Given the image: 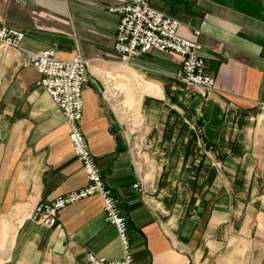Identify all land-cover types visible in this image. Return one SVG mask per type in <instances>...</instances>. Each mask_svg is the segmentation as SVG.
<instances>
[{"label":"crops","instance_id":"crops-1","mask_svg":"<svg viewBox=\"0 0 264 264\" xmlns=\"http://www.w3.org/2000/svg\"><path fill=\"white\" fill-rule=\"evenodd\" d=\"M126 1L0 0V25L25 32L22 50L0 44V264L124 256L99 195L60 210L52 227L30 218L88 182L62 109L25 65L27 51L50 47L89 60L82 127L136 264H264V0H150L202 45L210 95L175 80V53L123 61L108 7Z\"/></svg>","mask_w":264,"mask_h":264},{"label":"built area","instance_id":"built-area-1","mask_svg":"<svg viewBox=\"0 0 264 264\" xmlns=\"http://www.w3.org/2000/svg\"><path fill=\"white\" fill-rule=\"evenodd\" d=\"M108 9L120 15L115 33L114 50L125 63L158 49L175 53L182 58L181 67L174 74L182 86L198 89L204 95L215 94V78L207 69V59L202 45L179 35L181 20L153 7L150 0H127ZM199 34L200 31H197ZM25 32L0 25V44L5 48L22 50ZM25 65H33L41 73L42 84L62 109L68 126L69 137L87 176V184L54 199L40 202L30 215L35 222L52 227L57 223L58 213L70 204L93 195H99L104 203L106 220L114 224L123 243L124 256L108 259L89 252L87 264H136L129 227L120 201L100 169L89 141L85 137L83 90L88 81L89 60L77 54L71 59L58 56L55 47L40 51H27ZM135 186H139V183Z\"/></svg>","mask_w":264,"mask_h":264},{"label":"rangeland","instance_id":"rangeland-1","mask_svg":"<svg viewBox=\"0 0 264 264\" xmlns=\"http://www.w3.org/2000/svg\"><path fill=\"white\" fill-rule=\"evenodd\" d=\"M179 20H180V19H179ZM202 49H203V48H202ZM168 53H170V52H168ZM146 54H147V53H146ZM140 57H141V56H140ZM178 70H179V69H178ZM178 70H177V71H178ZM177 71H176V73H177ZM191 127H192V129H195V123H194V124H192V126H191ZM137 184H138V183H137ZM137 187L141 188V186H140V183H139V186H137Z\"/></svg>","mask_w":264,"mask_h":264}]
</instances>
